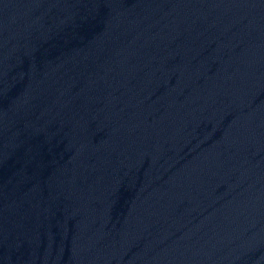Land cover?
I'll return each instance as SVG.
<instances>
[{"label":"water","instance_id":"95a60500","mask_svg":"<svg viewBox=\"0 0 264 264\" xmlns=\"http://www.w3.org/2000/svg\"><path fill=\"white\" fill-rule=\"evenodd\" d=\"M0 264H264V0H0Z\"/></svg>","mask_w":264,"mask_h":264}]
</instances>
